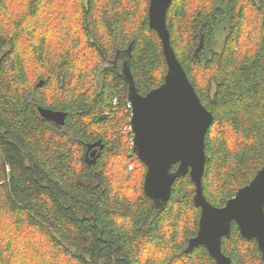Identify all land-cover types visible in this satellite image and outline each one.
Instances as JSON below:
<instances>
[{"label": "trees", "instance_id": "trees-1", "mask_svg": "<svg viewBox=\"0 0 264 264\" xmlns=\"http://www.w3.org/2000/svg\"><path fill=\"white\" fill-rule=\"evenodd\" d=\"M149 5L0 0V264H215L203 246L187 251L201 215L190 175L157 209L123 129L132 110L118 62L141 95L168 70ZM167 27L214 116L203 188L222 207L264 164V0H173ZM39 107L66 112L65 126ZM100 140L89 165L87 146ZM222 250L232 264H263L235 223Z\"/></svg>", "mask_w": 264, "mask_h": 264}, {"label": "water", "instance_id": "water-1", "mask_svg": "<svg viewBox=\"0 0 264 264\" xmlns=\"http://www.w3.org/2000/svg\"><path fill=\"white\" fill-rule=\"evenodd\" d=\"M172 2L150 0L148 10L150 28L161 39L168 66L163 84L141 95L128 62L124 61L121 68L129 85L133 150L147 169L144 193L157 209H164L176 180L189 174L195 185L194 204L201 215L198 233L189 240L187 251L203 246L215 264H232L222 250V239L230 237L235 223L245 239L257 242L264 264V164L250 184L240 188L224 206H214L204 194L205 139L214 116L202 104L171 45L167 12ZM39 86L44 82L40 81ZM38 111L43 119L65 126L66 112L43 107ZM103 149L101 140L88 144L86 162L96 164Z\"/></svg>", "mask_w": 264, "mask_h": 264}, {"label": "rangeland", "instance_id": "rangeland-1", "mask_svg": "<svg viewBox=\"0 0 264 264\" xmlns=\"http://www.w3.org/2000/svg\"><path fill=\"white\" fill-rule=\"evenodd\" d=\"M223 38H224V34H221V35L219 36V43H220V44L222 43ZM130 116H131V113L127 115L126 120H127V119L129 120ZM120 117H122V116L120 115ZM128 120H127V121H128ZM124 121H125V117H124ZM123 129H124V131H125V125H124V128H123ZM125 132H127V131H125ZM131 135H132V134H131ZM132 136H133V135H132ZM133 138H134V136L132 137V145H133ZM133 169H134V166H131V167H130V170H133Z\"/></svg>", "mask_w": 264, "mask_h": 264}, {"label": "built area", "instance_id": "built-area-1", "mask_svg": "<svg viewBox=\"0 0 264 264\" xmlns=\"http://www.w3.org/2000/svg\"><path fill=\"white\" fill-rule=\"evenodd\" d=\"M132 116H133V114L131 111V116H130L129 120L126 122L127 124L125 125V131L130 132L133 135L132 126H131Z\"/></svg>", "mask_w": 264, "mask_h": 264}, {"label": "flooded vegetation", "instance_id": "flooded-vegetation-1", "mask_svg": "<svg viewBox=\"0 0 264 264\" xmlns=\"http://www.w3.org/2000/svg\"><path fill=\"white\" fill-rule=\"evenodd\" d=\"M123 62H124V60L118 62V69L119 70H121ZM88 156H91V153H89Z\"/></svg>", "mask_w": 264, "mask_h": 264}]
</instances>
